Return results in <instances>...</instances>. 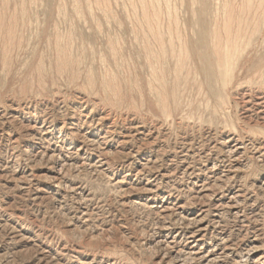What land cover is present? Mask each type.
I'll list each match as a JSON object with an SVG mask.
<instances>
[{"label": "rangeland", "instance_id": "rangeland-1", "mask_svg": "<svg viewBox=\"0 0 264 264\" xmlns=\"http://www.w3.org/2000/svg\"><path fill=\"white\" fill-rule=\"evenodd\" d=\"M0 264H264V0H0Z\"/></svg>", "mask_w": 264, "mask_h": 264}, {"label": "bare ground", "instance_id": "bare-ground-1", "mask_svg": "<svg viewBox=\"0 0 264 264\" xmlns=\"http://www.w3.org/2000/svg\"><path fill=\"white\" fill-rule=\"evenodd\" d=\"M193 255V254H192Z\"/></svg>", "mask_w": 264, "mask_h": 264}]
</instances>
